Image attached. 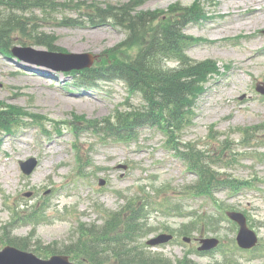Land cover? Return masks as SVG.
<instances>
[{
  "label": "rangeland",
  "instance_id": "obj_1",
  "mask_svg": "<svg viewBox=\"0 0 264 264\" xmlns=\"http://www.w3.org/2000/svg\"><path fill=\"white\" fill-rule=\"evenodd\" d=\"M52 1L73 7L85 3L93 11L96 5L134 0ZM175 7L195 8L203 19L186 30L194 44L187 49L188 57L214 64L203 82L191 127L181 141L212 153L220 148L224 152L221 163L233 167L222 172L247 189L235 196L220 192L216 201L225 211L246 216L259 246L252 254L240 250L237 225L224 219L218 228L203 220L193 231L185 230L196 216L204 219L218 211L213 201L187 193L196 177L165 147L163 134L143 129L136 142L120 144L86 130L87 122L115 119L116 111L127 109L128 103L143 106L140 97L127 100L129 94L120 83L97 81L94 88L82 72L65 75L0 56V107L27 115L23 123L0 132V249L7 237L32 235V227L14 223L20 210L46 211L32 244L62 249L79 238L80 223L102 225L100 210H120L128 203L124 199L131 197L141 203L143 211L147 204L145 217L152 228L138 240L140 246L148 248L147 241L161 234L175 236L169 244L148 248L152 253L174 261L189 257L196 264H264V96L256 91L257 83L264 82V0H143L136 12L158 17L156 23L162 24L175 17L171 14ZM63 9L53 14L60 15L58 20H50L49 15L44 21L38 10L28 13L43 20L38 24L57 39L59 52L98 55L97 66L133 55L134 50L121 47L127 38L124 30L57 26L61 19L79 16L78 10ZM23 40L27 47L47 51L30 45L31 38ZM33 157L40 167L26 177L19 162ZM12 223L13 235H6L1 227ZM210 237L220 239L224 249L196 255L199 241Z\"/></svg>",
  "mask_w": 264,
  "mask_h": 264
},
{
  "label": "trees",
  "instance_id": "obj_2",
  "mask_svg": "<svg viewBox=\"0 0 264 264\" xmlns=\"http://www.w3.org/2000/svg\"><path fill=\"white\" fill-rule=\"evenodd\" d=\"M142 4L143 0H134L121 5H96L93 11H88L85 3H77L73 7L72 4L52 0H0V53L7 56L18 40L17 44L26 46L23 39L27 38L33 39L30 45L59 51L57 39L46 34L38 24L43 20L34 15L28 16V13H35L36 10L44 15V21L49 15L50 20H58L56 16L60 15L53 14H60L64 6L79 11L77 18L61 19L59 26H112L124 30L127 38L121 47L134 50L133 55L122 61L114 60L95 66L83 74L93 84L99 80L123 82L128 91L140 97L144 104L118 112L114 123L105 121L103 124H91L90 127L111 139L124 141L137 139L140 131L147 126L159 129L166 135L167 144L172 150L182 156L190 170L198 174V181L191 189L196 193L213 195L221 185L236 184L217 171L221 167V150L213 154L192 144L179 142L182 132L191 123L202 84L214 70L212 61H194L187 55L191 43L185 31L200 21L202 16L195 8L175 7V12H171L175 17L161 24L156 23L158 17L136 12ZM170 62L176 66L169 65ZM14 113L8 107H0V129L8 130L26 116L23 112ZM39 214L41 212L34 210L28 215L22 214L21 219H35ZM141 217L142 210L139 208L125 221L121 213H112L102 227H89L86 236L83 234L85 239L80 237L60 250L48 246L40 251V247L35 246L34 252L39 256L63 253L81 264H107L112 259H116L115 264H195L189 260L173 263L163 255L150 253L137 245L143 231ZM120 227L122 229L118 231ZM5 229L9 233L8 227ZM7 242L22 250L33 247L28 238L8 237Z\"/></svg>",
  "mask_w": 264,
  "mask_h": 264
},
{
  "label": "water",
  "instance_id": "obj_3",
  "mask_svg": "<svg viewBox=\"0 0 264 264\" xmlns=\"http://www.w3.org/2000/svg\"><path fill=\"white\" fill-rule=\"evenodd\" d=\"M13 53L16 57L24 62L48 67L55 71H72L83 70L92 67L97 56L92 54H63L48 51H38L33 48H14ZM264 93V87L259 88ZM37 161L30 159L27 162H22L21 167L26 175L33 173L37 167ZM233 219L241 224V232L238 237L239 244L243 248H251L256 243V236L246 227L245 219L241 215H231ZM171 236L162 235L149 242L150 245L156 246L168 242ZM203 251L211 250L218 244L216 240L204 241ZM0 264H74L71 263L69 257L58 255L53 256L50 260H41L32 253H28L18 248L8 246L0 252Z\"/></svg>",
  "mask_w": 264,
  "mask_h": 264
}]
</instances>
